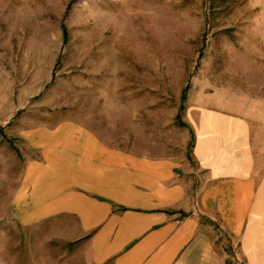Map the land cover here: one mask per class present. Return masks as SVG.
Returning a JSON list of instances; mask_svg holds the SVG:
<instances>
[{
  "label": "rangeland",
  "instance_id": "obj_1",
  "mask_svg": "<svg viewBox=\"0 0 264 264\" xmlns=\"http://www.w3.org/2000/svg\"><path fill=\"white\" fill-rule=\"evenodd\" d=\"M186 86L183 106L204 98L243 117L264 106V0H0V264H85L50 223L10 215L7 180L23 159L10 141L20 148L25 127L105 119L178 151ZM221 250L222 264H248L237 242Z\"/></svg>",
  "mask_w": 264,
  "mask_h": 264
},
{
  "label": "crops",
  "instance_id": "obj_2",
  "mask_svg": "<svg viewBox=\"0 0 264 264\" xmlns=\"http://www.w3.org/2000/svg\"><path fill=\"white\" fill-rule=\"evenodd\" d=\"M182 111L178 151L119 120L25 127L20 148L9 142L23 158L7 180L10 215L50 223L85 264H222L229 241L264 264V106L243 117L200 98Z\"/></svg>",
  "mask_w": 264,
  "mask_h": 264
},
{
  "label": "trees",
  "instance_id": "obj_3",
  "mask_svg": "<svg viewBox=\"0 0 264 264\" xmlns=\"http://www.w3.org/2000/svg\"><path fill=\"white\" fill-rule=\"evenodd\" d=\"M62 32H63V40L65 41L66 29L63 26H62ZM186 90H187V86L185 88H183V90L181 91V104L179 106V113H178V115L176 117V119H177V121L179 122L180 125H182V123L180 122V113L183 110V101L186 98V94H185ZM192 146H193V139L191 137V140L189 142V146L188 147L191 148Z\"/></svg>",
  "mask_w": 264,
  "mask_h": 264
}]
</instances>
